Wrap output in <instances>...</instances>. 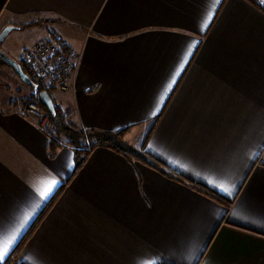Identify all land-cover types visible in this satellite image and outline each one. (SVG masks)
I'll list each match as a JSON object with an SVG mask.
<instances>
[{
  "label": "crops",
  "instance_id": "obj_1",
  "mask_svg": "<svg viewBox=\"0 0 264 264\" xmlns=\"http://www.w3.org/2000/svg\"><path fill=\"white\" fill-rule=\"evenodd\" d=\"M0 20L19 40L34 34L4 47L15 59L50 35L75 53L70 89L53 97L73 126L127 128L124 146L182 178L105 146L75 170L76 148L53 146L46 115L39 125L22 115L0 85V247L31 215L16 248L57 193L7 264H264L261 9L246 0H0Z\"/></svg>",
  "mask_w": 264,
  "mask_h": 264
},
{
  "label": "trees",
  "instance_id": "obj_2",
  "mask_svg": "<svg viewBox=\"0 0 264 264\" xmlns=\"http://www.w3.org/2000/svg\"><path fill=\"white\" fill-rule=\"evenodd\" d=\"M246 1L253 4L254 6H257L259 9H261L264 12V3H262V0H246ZM54 39H57V38L55 37ZM17 60L21 64L22 70L37 85L36 90L33 87H30L31 94L26 99V102L34 101L39 105V107L43 111L47 112L46 130L51 136V143L53 146H55L54 141L58 139H62V140H66L67 142H69L76 148L75 170H78L80 168L84 160L87 158L89 153L94 148L98 146H105V147L112 148L115 151L123 154L125 157H127L130 160L133 159V160H138L142 163H145L148 166L158 170L159 172H161L162 174L168 177L179 179V180L182 179L181 177H179L178 174L174 173L172 170H169L168 168L163 166L159 161L149 156L146 152L135 151V150H132L131 148L124 146V144H122L120 140L124 136V134L127 132V128H123V129L116 130V131H99V130H93V129L83 130L80 128H76L68 121V119L66 118V115L62 113L60 108L55 103H54V114H51L47 110V108L39 101L38 96H37V92H39L40 90H47V91L49 90L45 85L46 84L45 79L37 77L31 70H29L28 64H26L22 60V58L17 59ZM0 62L3 63L2 61ZM191 186L195 188L197 191L214 199L215 201L225 205L226 207H229L230 202L225 200L220 195L214 194L208 189L202 188L194 184H191ZM56 195L57 193L54 194L52 199L49 200L48 204L41 211L37 219L32 223V225L24 233L18 246L15 248V251L19 249V247L28 238L32 230L36 227L37 223L44 215L46 209L49 208L50 204L56 198ZM8 260H6L5 264H7Z\"/></svg>",
  "mask_w": 264,
  "mask_h": 264
},
{
  "label": "built area",
  "instance_id": "obj_3",
  "mask_svg": "<svg viewBox=\"0 0 264 264\" xmlns=\"http://www.w3.org/2000/svg\"><path fill=\"white\" fill-rule=\"evenodd\" d=\"M22 60L37 77L44 78L50 88L61 93L70 89L77 60L63 40L57 38L35 42L23 50ZM50 97L53 101V97ZM38 108L37 103L29 101L21 114L37 112V117L41 118Z\"/></svg>",
  "mask_w": 264,
  "mask_h": 264
},
{
  "label": "rangeland",
  "instance_id": "obj_4",
  "mask_svg": "<svg viewBox=\"0 0 264 264\" xmlns=\"http://www.w3.org/2000/svg\"><path fill=\"white\" fill-rule=\"evenodd\" d=\"M1 21V20H0ZM10 32L12 33H9L8 36H6L5 40L2 42L1 44V48L4 50L9 43L8 42H11L12 45L16 48L17 46H20L22 45L23 43H26L28 42L32 37H33V33L31 34L30 31H25L21 34H24L23 35V39L22 40H19L18 38H15V36H17L16 32H19V31H16V30H11ZM55 37L54 36H51L50 37H46V38H40L38 40H36L35 42H38V41H43V40H50V39H54ZM58 38V37H56ZM18 39V40H17ZM60 39V38H58ZM22 41V42H21ZM35 42L31 43L29 46H31L32 44H34ZM29 46L25 47V48H28ZM68 47V46H67ZM69 48V47H68ZM72 50V49H71ZM75 54V53H74ZM10 55V54H9ZM13 55V54H12ZM76 56V55H75ZM13 57V56H12ZM14 58V57H13ZM22 58V55L21 57ZM20 58H17L16 56V59H20ZM1 61V60H0ZM0 85L1 87H5V90L8 92H11V94H6L8 97H14V98H18V100H20V102H22V106H21V109H20V113H21V110H23V108L26 106V99L30 96L31 94V88L32 86H29L28 84H26L25 82H23L18 76L17 74L14 72L13 68L11 66H8L6 64H3L0 62ZM45 85L46 87L49 89L47 92L49 94V96H52V97H55L54 94L55 93H59L61 94V92H58L56 90H54L53 88H50L48 85H47V82L45 81ZM4 90V91H5ZM8 92V93H9ZM38 93V92H37ZM29 102V101H28ZM34 102V101H33ZM36 103V102H35ZM54 103V102H53ZM57 105V104H56ZM39 106V105H38ZM38 111L39 113L41 114V112L43 113V115L41 114V116H44V114L46 115L47 117V112L43 111L40 107L38 108ZM31 115H34L37 117V112L36 114L35 113H31L29 112L27 115L25 116H31ZM38 118V117H37ZM43 121L42 117L41 118H38L37 120V124H41V122ZM124 144V143H122Z\"/></svg>",
  "mask_w": 264,
  "mask_h": 264
},
{
  "label": "snow or ice",
  "instance_id": "obj_5",
  "mask_svg": "<svg viewBox=\"0 0 264 264\" xmlns=\"http://www.w3.org/2000/svg\"><path fill=\"white\" fill-rule=\"evenodd\" d=\"M220 3H222V0H213V5L214 6H218ZM262 3H264V0H262ZM214 10H215V8L210 10V12L208 13V15L205 18V21H204V23L202 25V28L206 29L208 27L209 23L213 19ZM196 43H198V42H196ZM186 59L187 58H185V60ZM183 67H184V65L181 64L180 68L183 69ZM176 75L178 76L179 72H177ZM174 83H175V77L173 78L172 83H170L168 85V88L170 89L172 87V84H174ZM56 183L57 182L55 180L50 181L48 186H47V188L45 190H42V191L39 192L41 200H47L49 198V196L52 193L53 188L56 185ZM225 191H227V189H225ZM30 219H31V215L26 216L25 219H24V222L20 225V229H18L17 232L15 234H13L11 236V238L8 239L4 243L3 247H0V264H5V261L8 258H10L11 250L15 248V242L17 240V237L23 234L21 229H24L26 227V225L28 224Z\"/></svg>",
  "mask_w": 264,
  "mask_h": 264
},
{
  "label": "water",
  "instance_id": "obj_6",
  "mask_svg": "<svg viewBox=\"0 0 264 264\" xmlns=\"http://www.w3.org/2000/svg\"><path fill=\"white\" fill-rule=\"evenodd\" d=\"M14 28L12 25L5 26L1 31H0V60L8 65L11 66L14 70V72L17 74V76L26 84L29 86H32L35 90L37 88V85L31 80V78L22 70L21 64L10 56L5 50L1 48V44L6 38V36L9 34V32ZM39 101L47 108V110L51 113L54 114V103L49 96L48 92L46 90H40L37 93Z\"/></svg>",
  "mask_w": 264,
  "mask_h": 264
}]
</instances>
